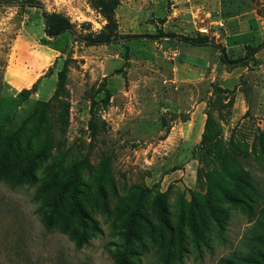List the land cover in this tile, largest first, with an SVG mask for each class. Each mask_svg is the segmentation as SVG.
Returning a JSON list of instances; mask_svg holds the SVG:
<instances>
[{"label":"rangeland","instance_id":"obj_1","mask_svg":"<svg viewBox=\"0 0 264 264\" xmlns=\"http://www.w3.org/2000/svg\"><path fill=\"white\" fill-rule=\"evenodd\" d=\"M42 10L72 31L48 37ZM248 13L230 47L229 19ZM198 34L211 44L181 39ZM219 47L247 57L225 63ZM40 61L29 92L9 89L7 65ZM263 153L264 0H0V264H223L264 252ZM75 165L76 198L46 229L36 209ZM235 184L249 199L223 196Z\"/></svg>","mask_w":264,"mask_h":264},{"label":"trees","instance_id":"obj_2","mask_svg":"<svg viewBox=\"0 0 264 264\" xmlns=\"http://www.w3.org/2000/svg\"><path fill=\"white\" fill-rule=\"evenodd\" d=\"M42 17L44 19V32L45 34L50 37H56L60 35L64 31H72V24L69 21L68 17L61 13H56V12H51L49 13L46 10L41 11ZM243 16H252L250 13L247 15H241L240 17H232L229 19V32L230 36H232L231 43L229 44L230 47L234 46V44H239L235 36L239 34H243L247 32L249 28L244 27V29L241 28L239 25L238 21L240 18ZM139 35H133V38L138 37ZM184 41L188 42L191 45L197 46V45H207L211 44V42L206 38V36L202 34H198L194 37H181ZM87 42L90 44H99V43H104L108 42V39H97V38H88L86 39ZM260 45H258L252 52L249 54H252L254 51H256L259 48ZM220 51V56L221 60L225 63H231V64H237V63H243L245 58L247 57V54L244 56H239L237 58H234L233 60H229L227 57V54L225 53V50L223 48L219 47ZM65 74V69H62L59 73V82L64 78ZM24 91V89L20 90L18 93L21 94ZM26 91L29 92L28 89ZM220 93V92H219ZM219 93H215V98L218 100L219 99ZM212 114L209 112L207 113V118H206V123H205V130L202 135V142L204 144H210L213 138L210 135V130L212 128ZM264 154V153H263ZM77 167L76 165L73 167L72 174L70 175V179L66 181L63 185L61 184V188L57 193L52 195L47 201L41 205L38 206L36 209V213L40 216L44 226L46 229H50L54 223V217L58 213L60 207L63 204V201L66 197V195L69 194L72 199L76 198L77 195V185H78V176H77ZM246 177H249L247 171L243 172ZM56 176V175H55ZM53 177L52 180L50 181L51 186L55 185L58 181L56 180V177ZM237 177H233L232 181L235 183L237 181ZM235 189L237 190V193L234 192H229L226 189L222 190L223 196L235 203L239 202H244L245 199H249V194L242 189L238 184H235ZM254 187L251 186V192H254ZM144 192L142 191L140 194L142 195ZM213 201L210 197L207 198V204L209 205V213L214 221L222 225L223 223V217H225L222 213L217 214V207L213 205ZM135 224V216H131L130 221L128 223L127 230L130 232L131 228ZM60 231L63 233H66L68 237L76 242V246L80 247L82 244L83 237L82 235H79L76 230H70L67 225H62L60 227ZM200 236V235H199ZM254 238L257 239L263 246H264V235H258L255 234ZM202 241L206 244V240L202 239ZM123 256H121L120 260L118 261L117 264H122L123 262ZM223 264H264V252L263 251H253L251 255L248 256H243V255H234L233 257L230 258H225L222 260Z\"/></svg>","mask_w":264,"mask_h":264},{"label":"crops","instance_id":"obj_3","mask_svg":"<svg viewBox=\"0 0 264 264\" xmlns=\"http://www.w3.org/2000/svg\"><path fill=\"white\" fill-rule=\"evenodd\" d=\"M44 60L47 61L48 56H45ZM43 65V61L37 62L30 67H22L20 64H9L4 71L5 83L8 85L9 89L16 93L22 89H27L37 79L39 73L36 74V71H42Z\"/></svg>","mask_w":264,"mask_h":264},{"label":"built area","instance_id":"obj_4","mask_svg":"<svg viewBox=\"0 0 264 264\" xmlns=\"http://www.w3.org/2000/svg\"><path fill=\"white\" fill-rule=\"evenodd\" d=\"M217 24H219L220 26L223 25L222 21H216Z\"/></svg>","mask_w":264,"mask_h":264}]
</instances>
